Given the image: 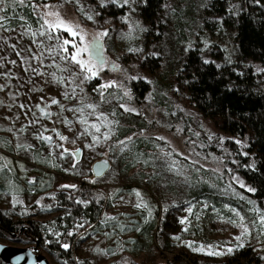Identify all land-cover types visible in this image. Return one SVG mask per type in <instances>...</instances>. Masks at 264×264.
<instances>
[{
    "label": "rangeland",
    "instance_id": "obj_1",
    "mask_svg": "<svg viewBox=\"0 0 264 264\" xmlns=\"http://www.w3.org/2000/svg\"><path fill=\"white\" fill-rule=\"evenodd\" d=\"M28 1L31 0H26L24 5L6 4V13H0L11 18L5 21L6 27L11 30L0 29V64H3L0 73H11L10 79L0 76V85H5L4 90L0 91V211L14 219L50 222L55 217L51 210L53 195L61 190H76L79 183L85 182L104 197L105 211L100 218L102 227L94 239L84 245L93 264H227L233 252L249 245L256 246L258 253L264 257V234L260 233L258 225L253 229L244 219L251 234L241 241L234 239L241 234L242 230L237 224L242 215L230 207H227L225 217L217 221L208 238H195L190 233L199 225L198 221L207 210V205L200 206L198 202L193 204L188 200L190 184H209L224 196L250 205L255 218L257 213L254 209H260L253 197L254 192L240 187L233 179L236 177L250 187L240 173V157L249 154L246 142L217 131L209 119L187 103L177 81L178 72L191 48L198 47L204 60L214 61L215 44L222 45L231 39L235 20L229 18L225 22L222 17H206L204 0H166L163 23L160 24L161 42L153 44L159 28L154 26L151 29L142 20L140 13L144 0H136L132 5L134 12L125 6L126 14H130L131 20L142 29L134 32L131 38L126 35L129 33L128 23L125 22V28L115 27L110 19L99 18L94 7L84 0L36 3L39 6L35 13L37 16L46 11L43 8L45 3L56 5L52 10H58L64 21L78 26L86 40L107 30L108 35L102 37L105 57L108 65L114 63L119 66V70L112 71L106 65L97 78L80 85L82 75L79 66L60 61L57 57L56 62L68 71L60 73L55 67H45L43 71H56L58 76L65 77L76 73L75 83L83 88V92L80 88L76 89L75 97L71 94L65 97V91L72 87L67 80L61 84L50 75H34L31 71H25L29 63L39 67V62L29 60L22 63L21 57L16 55L17 51L21 52V56L38 54L41 49L33 43L34 39L44 40L45 45L54 43L31 35L39 30L40 23L38 20L34 25L22 11ZM229 1L234 12L238 11L242 0ZM89 15L93 19H88ZM20 17H24V20ZM22 25L30 26L27 34L26 27ZM66 38L71 39L70 36ZM13 44L16 45L15 50L11 47ZM72 51L69 46V53ZM150 57L159 58L160 61V67L154 74H148L141 68V63ZM51 63V58L44 59L45 65ZM223 64L231 67L233 62L226 59ZM242 65H251L258 72L261 70L259 64L251 61H245ZM108 81H116L117 86L105 89L102 101L96 89ZM133 82L148 86L141 97H136L131 91ZM125 92L129 93L131 99L124 96ZM52 99L59 103L51 104ZM81 100L85 104L98 105L97 112L107 114L109 121L114 122L111 124V139L93 145L92 137L82 134L86 125L79 123L81 114L68 110L80 107ZM121 103L135 108L136 112L124 111ZM21 104L25 107L21 108ZM41 108L51 115L41 113ZM86 118L90 122L95 121L94 116ZM66 120L70 123H66ZM32 121L35 123H30ZM40 133L51 136L52 144L38 139ZM120 135V141H125V146L118 143ZM60 136L67 139L62 141ZM228 141H233V146L228 145ZM57 144L63 147L56 148ZM18 145L31 147L21 148ZM65 148L72 151L82 149L80 161L76 163L70 153L61 159ZM102 160L110 164V169L97 179L92 167ZM62 185H75V188H62ZM153 198L156 202L152 201ZM13 199L22 203L13 207ZM37 201L40 203L37 204ZM181 202L182 207L172 217L173 226L167 237L168 250L149 257L131 256V240L137 228L154 219L157 206L161 210L167 205L180 206ZM189 208L192 209L191 213ZM181 220L185 222L181 223ZM176 236L180 239L173 238ZM187 242H192L197 248L204 245L205 250L193 251ZM240 243L244 246L237 247ZM0 244L35 247V244L27 245L24 241L12 243L3 239H0ZM208 246L225 254L208 255ZM228 248L233 251L227 253ZM39 254L55 264L45 253Z\"/></svg>",
    "mask_w": 264,
    "mask_h": 264
},
{
    "label": "trees",
    "instance_id": "obj_2",
    "mask_svg": "<svg viewBox=\"0 0 264 264\" xmlns=\"http://www.w3.org/2000/svg\"><path fill=\"white\" fill-rule=\"evenodd\" d=\"M58 1L35 0V3ZM84 1L94 7L99 18L110 19L117 28L126 27L122 19L126 15L125 7L120 8L114 4L101 7L99 0ZM204 1L206 17H222L225 22L229 18L235 20L232 37L222 45L215 44L217 49L214 51L213 62H206L198 47L191 48L178 72L177 81L185 93L187 103L205 119H209L217 131L246 142L249 154L240 157V173L246 183L255 189L253 197L264 211V71L258 72L251 65H242L245 61H251L259 64L261 70L264 69V0H259V3L257 0H242L236 12L229 0ZM166 3V0H144L141 9L142 20L151 29L154 26L159 28L153 44L161 42L160 24L163 23ZM22 11L30 22L37 24L39 16L35 14L31 1L27 2ZM64 34H61L64 38L68 37L67 33ZM226 59L233 62L231 67L224 66ZM159 67V58H146L141 63V68L148 74H154ZM130 89L136 97H141L148 86L142 82H133ZM233 143L227 142L231 146ZM187 198L191 200L190 203L207 205L206 212L198 221L199 225L190 232L195 238H208L217 221L225 217L227 207L237 210L250 224L256 219L250 205L226 197L206 183L190 184ZM77 200L87 203H77ZM152 201L156 202V199ZM103 203V194H99L95 187L90 183H79L76 190H61L53 195L51 210L55 217L50 222L14 219L0 211V239L12 243L24 241L27 245L35 244L38 252L48 255L55 264H93L84 245L90 243L102 227L100 218L105 211ZM181 207L182 202L180 206L167 205L161 210L157 206L154 219L137 228L131 240L130 255L149 257L167 251V237L174 221L172 217ZM79 223L85 226L76 228L75 225ZM69 231L74 234L67 235ZM64 243L69 244L67 250L61 246ZM227 264H264V260L256 246L249 245L233 252Z\"/></svg>",
    "mask_w": 264,
    "mask_h": 264
},
{
    "label": "snow or ice",
    "instance_id": "obj_3",
    "mask_svg": "<svg viewBox=\"0 0 264 264\" xmlns=\"http://www.w3.org/2000/svg\"><path fill=\"white\" fill-rule=\"evenodd\" d=\"M136 2V0H100V6L106 7L109 4L117 5L120 8H123L125 6H128L131 10V12L135 11V8L132 7V5ZM15 4L18 3L20 5H24L26 3V0H0V13H6L7 9L4 7L6 4ZM257 3H259V0H257ZM31 6L34 11L38 10V5L35 3V0H31ZM43 8L46 11H43L40 13L39 21L40 27L37 32H32L31 35L33 37H36L37 35L40 37H44L47 41H54V43H50L45 45L44 40H33V43L37 44V47L41 49V51L38 54H33L31 57L28 56H21V52L17 51L16 55L21 57L22 63H28L29 60H36L39 62V67H33L31 63L28 64V67L25 69V71H31L34 75H50L53 80H55L58 83H65V80H67V83L72 85L70 90H66L64 95L65 97H68L69 94H71L73 97L76 96L77 92L76 89L80 88V91L83 92V88L80 87L84 82L92 80L94 78H97L99 76V73L103 71L104 67L108 65V61L106 57L103 55V47H102V37L107 36L108 32L107 30L98 33L95 37H93L91 40L85 39V34L78 28V26H74L66 21H64L59 14L58 10H52L56 8V5H49L45 3L43 5ZM99 13H97L98 15ZM11 19L7 15H0V29H3L4 31H10L8 27L5 25V21ZM21 20H24V17H20ZM88 19H93L92 15L88 16ZM122 19L129 24V33L126 34L128 38L132 37V34L138 30H142L140 28V25L137 22H134L131 20L130 14H126ZM42 21V22H41ZM22 27H26V33L27 34V28H30V26L22 25ZM68 33V36L71 37V39L64 38L61 33ZM77 37H79V41L77 42ZM2 39V37H0ZM69 46L73 49L71 53H69ZM11 47L15 50L16 45H11ZM130 51H138L137 49H129ZM26 51H31V49H27ZM59 57L60 61H65L71 64H75L79 66L80 74L82 75V79L80 80V85H77L75 83L77 79L76 73H71L68 77H65L63 75L58 76L56 71H53L51 73H45L43 69L45 67H55L60 73L67 72L68 69L65 67H62L60 64L56 62V58ZM45 58H51L52 63L49 65L44 64ZM207 62V61H206ZM10 63L15 64V61H10ZM110 70L117 71L119 70V66L116 64H110L108 65ZM0 67H3V64H0ZM264 71V69L260 70ZM0 76H3L7 79L11 78V73L4 72L0 73ZM133 79H136L133 77ZM117 86L116 81H108L105 83L100 84L96 91H99L101 100L104 99V90L109 87H115ZM5 85H0V91L4 90ZM124 96H127L129 99H131L128 92L124 93ZM59 101L56 99L51 100V104H58ZM21 108H24L25 106L23 104L20 105ZM39 108L40 106L37 105ZM120 107L124 109V111L127 112H136L135 108L132 107H126L125 104L121 103ZM98 105L88 103L85 104L83 100H81V106L77 108H70L69 111L80 113L79 117V123L86 125L84 128V132L82 134H87L92 137L93 145H99L103 142H106L107 140L111 139L112 136V128L111 124L114 123L113 121H109L107 114L102 112H97ZM87 111L85 115V110ZM41 113L44 115L50 116V113L45 112L43 108L40 109ZM138 114V113H137ZM114 115V114H113ZM87 117L94 116L95 121L90 122ZM66 123H70V121H65ZM30 123H35V121H32ZM105 129V131H101V129ZM11 131V129H9ZM23 131V129H21ZM59 136V133H57ZM38 139H43L47 141L49 144H52V137L51 136H44L43 133H40L37 135ZM60 140H66V137L60 136ZM129 140L131 137L128 138ZM211 139V137H209ZM74 143V141H73ZM120 146H125V141H119L118 142ZM236 143H240L239 141H236ZM93 145H86V147H91ZM21 148L31 147V145L24 146V145H18ZM56 148H62V144L55 145ZM68 153V149H63V152L61 153V159H63L64 155ZM73 157L79 156V149H77L75 152L71 153ZM245 155H247L245 153ZM107 161L104 162L103 165L97 166L96 174L100 175L101 172L99 171L100 168L103 166H106ZM73 167H75V164H73ZM233 179L237 180V182L240 184V187L246 188L249 192H255L254 188L247 187L243 184V182H240L238 178L233 177ZM30 183H34V181H29ZM62 188H75V185H62ZM139 196V193H137ZM77 203H83L86 204L87 201L83 200H77ZM22 203V201H19L18 199H13L12 204L13 207H15L16 204ZM40 201H37V204H39ZM249 203H252V201H249ZM137 207H140V204L136 205ZM50 207V206H48ZM257 213V217L255 220L251 221V226L253 228L257 227V225L260 228V233L264 234V211H261L260 209H254ZM189 213H191L192 209H188ZM237 216H239V213H236ZM184 220H181V223H184ZM85 226L84 223H79L75 225L76 228H83ZM238 227L241 228V234L239 236H236L234 239L237 241H241L242 238L250 235L249 225L244 223V217H240V222L237 224ZM56 235H60L59 233H55ZM74 233L72 231L67 232V235L71 236ZM174 239L179 240L180 237L176 236L173 237ZM189 247L193 248V251H204L205 247L204 245L197 247L193 246L192 242H187ZM65 250L69 248V244L64 243L61 245ZM243 243H240L237 245V247H243ZM209 250L207 252L208 255H222L225 253L217 252L213 250V246H208ZM3 250V247L0 246V251ZM99 251V250H98ZM233 251L232 248L227 249V253H231ZM28 255H31V252L28 253ZM264 258V257H262ZM25 259L23 254L17 255L14 257L15 262L23 261Z\"/></svg>",
    "mask_w": 264,
    "mask_h": 264
},
{
    "label": "water",
    "instance_id": "obj_4",
    "mask_svg": "<svg viewBox=\"0 0 264 264\" xmlns=\"http://www.w3.org/2000/svg\"><path fill=\"white\" fill-rule=\"evenodd\" d=\"M102 47H103V55L104 53V47L105 43L102 41ZM76 150H70L68 149V152L71 154L75 152ZM82 155V149L79 148V156L75 157V162L78 163L81 159ZM105 160L96 162L92 167V172L95 178L100 179L102 178L110 169V164L107 162L106 166H103L99 169L101 172L100 175L96 174L97 166L103 165ZM0 246L3 247V250L0 251V264H51L50 261L43 256L42 254H39L38 247L33 248H20V247H12L8 245L0 244ZM31 252V255L29 256L28 253ZM23 254L25 259L23 261L15 262L14 257L17 255Z\"/></svg>",
    "mask_w": 264,
    "mask_h": 264
},
{
    "label": "flooded vegetation",
    "instance_id": "obj_5",
    "mask_svg": "<svg viewBox=\"0 0 264 264\" xmlns=\"http://www.w3.org/2000/svg\"><path fill=\"white\" fill-rule=\"evenodd\" d=\"M69 153V152H68Z\"/></svg>",
    "mask_w": 264,
    "mask_h": 264
}]
</instances>
